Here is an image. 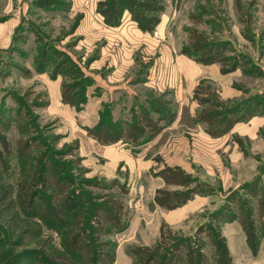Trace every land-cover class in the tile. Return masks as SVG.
I'll use <instances>...</instances> for the list:
<instances>
[{
    "label": "rangeland",
    "instance_id": "374dc122",
    "mask_svg": "<svg viewBox=\"0 0 264 264\" xmlns=\"http://www.w3.org/2000/svg\"><path fill=\"white\" fill-rule=\"evenodd\" d=\"M82 16L147 29L158 44L170 42L228 78L226 94L199 87L198 117L212 135L237 127L226 140L229 156L205 163L198 154L188 172L156 174L160 202L175 209L203 198V206L172 228L146 221L145 245L125 243L114 220L128 225L134 211L147 215L138 202L145 191L135 185L130 194L124 176H87L80 141L68 138V106L83 115L85 89L95 82L80 59L91 48L80 46ZM165 16L166 41L158 32ZM76 18L79 34L70 35ZM46 62L62 77L59 113L39 103L46 89L33 75ZM198 142L188 145L205 149ZM215 162L216 171H206ZM118 251L128 264H264V0H0V264H127L116 262Z\"/></svg>",
    "mask_w": 264,
    "mask_h": 264
},
{
    "label": "crops",
    "instance_id": "0c3cea01",
    "mask_svg": "<svg viewBox=\"0 0 264 264\" xmlns=\"http://www.w3.org/2000/svg\"><path fill=\"white\" fill-rule=\"evenodd\" d=\"M82 18L79 21L82 20V27L88 30L81 37L80 46L83 42L91 48L86 49L84 57L80 59L87 62L85 74L93 77L95 82L85 89L83 115L74 114L72 105L68 106V138L71 142L80 141L79 153L84 160L87 176L107 179L124 176L126 180L128 178L126 186L130 194L135 185L140 194V191H145L147 200L143 196L138 202L146 206L147 215L134 211L126 229L119 233L126 236L125 239L129 238L125 240L128 245H133L131 241L145 245L147 230L150 229L148 225L146 229V221H158L157 230L172 228L186 222L192 213L203 206L199 201L203 198H200L175 209L162 208L156 202V196L163 185L156 174L169 167H179L188 172L191 165L189 158L197 161L198 154L210 159L205 163L215 158L217 161L222 153L229 156L231 144H226V140L233 136L231 134L237 127L228 134L212 135L207 132L203 119L198 117L202 107L200 101L204 99H200L199 87L211 84L214 89L226 94L229 92L228 78L221 74L217 66L203 65L180 54L170 42L158 44L149 31H141L140 28L130 31L123 28V24L110 27L92 21V18ZM166 19V16L161 18L157 30L164 41L167 38ZM81 24L77 23L76 18L70 35L75 32L77 35ZM98 40L99 52L94 54V42ZM26 57L29 59L28 55ZM41 66V73L33 75L46 89L45 100L40 99L39 103L46 102L44 109L50 110L51 114L59 113L63 111L60 108L66 106L63 103L60 71L52 72L57 78L50 79L49 64L46 62ZM156 104L161 106L156 107ZM77 117L80 120L83 117L81 126H85V131L76 127ZM99 124L100 127L95 128ZM189 138L200 141L199 145L205 149H197L193 145L190 148ZM205 167L206 171L215 172L217 164L215 162L213 166ZM116 186H119L118 183ZM122 252H117L116 262L120 259L127 264L133 262L129 256L123 258Z\"/></svg>",
    "mask_w": 264,
    "mask_h": 264
},
{
    "label": "trees",
    "instance_id": "16d2710c",
    "mask_svg": "<svg viewBox=\"0 0 264 264\" xmlns=\"http://www.w3.org/2000/svg\"><path fill=\"white\" fill-rule=\"evenodd\" d=\"M117 2H118V0H117ZM113 10L114 11H116L117 9H118V6H119V4L118 3H113ZM121 9H123V7L121 6ZM119 23V20H116L115 21V24H118ZM147 29H145L144 31H146ZM202 63H205V64H208V63H206V62H203V61H201ZM203 119V118H202ZM156 202L160 205V206H163V207H168L169 209H174V208H170L167 204H165V203H163V202H160L157 198H156ZM116 222V226L118 225V227H119V231H123V230H125L126 229V227H127V225H125V224H122V222H121V219L119 218V216L117 217V218H115L114 219Z\"/></svg>",
    "mask_w": 264,
    "mask_h": 264
}]
</instances>
